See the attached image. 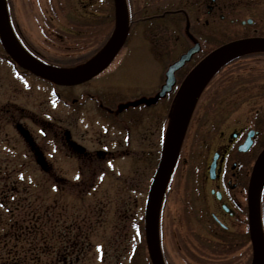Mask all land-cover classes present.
Instances as JSON below:
<instances>
[{"label":"rangeland","instance_id":"374dc122","mask_svg":"<svg viewBox=\"0 0 264 264\" xmlns=\"http://www.w3.org/2000/svg\"><path fill=\"white\" fill-rule=\"evenodd\" d=\"M8 4L26 42L46 59L60 61L70 55L66 49L75 46L74 40H79L76 36H88L91 44L83 52L73 53V57L90 54L105 40V29L98 34L94 23L108 21L112 0H8ZM46 23L75 38H67L63 49L53 47L50 36H56L46 28ZM94 34L97 41L100 39L98 43ZM12 38L20 46L14 34ZM185 40L187 36L182 35L177 47L159 51L127 48L101 76L73 89L53 87L25 75L15 78L7 62L0 65V108L16 115L15 122L13 113L6 112L4 120L0 119V199H8L4 187L8 192L13 181L22 182L15 185L16 199L9 200L12 215L3 213L1 218L9 222L12 217L17 228L28 227L30 222L33 227L35 220H28L29 213L39 203L57 202L59 207L52 217L56 215L61 223L57 230L53 220L46 224L50 239L55 241L63 231L70 235L68 239L77 238L76 242L79 237L88 238L87 245L68 252L73 264H150L144 241V216L163 138L160 130L157 134L153 115L157 108L148 111L147 119L143 114L128 117L123 108L124 105L130 108L139 98L146 100L156 95L168 66L186 50ZM247 62L251 64L250 71L249 67L237 70L226 86H212L189 129L184 144L186 162L178 167L176 179L172 178L171 190L161 202L158 215L165 264H199L196 260L218 259L199 252L216 248L217 243L213 238L199 243L198 238L208 237L205 235L209 231L199 225L198 214L186 211L187 206L181 200L193 185V176L203 169L209 140H218L219 145L221 132L229 135L235 129L251 127L257 117L264 123V80L256 85L248 82L264 75V56L255 64L249 59ZM240 80L245 82L236 86ZM95 97H100L105 107L109 99L114 101L112 105L122 100L112 109L114 119H108V108L96 109ZM72 99L80 100L79 104L72 105ZM167 113L166 110L165 132ZM172 188L182 190L174 192ZM262 196L264 199V192ZM180 218L186 220V225L179 223ZM262 225L264 230V214ZM184 230L192 232L184 237ZM236 230L239 235L246 234L248 227ZM5 231L12 233L10 228L5 227ZM34 231L31 230L32 234ZM180 231L183 238L173 236ZM25 234L16 248L21 254L28 252L35 238L29 232ZM0 239V264H3L6 238ZM8 245L12 249L16 242L9 241ZM80 249L82 253H78ZM241 254L233 253L224 257V261ZM56 255L50 253L43 261L55 263Z\"/></svg>","mask_w":264,"mask_h":264},{"label":"flooded vegetation","instance_id":"af4514ba","mask_svg":"<svg viewBox=\"0 0 264 264\" xmlns=\"http://www.w3.org/2000/svg\"><path fill=\"white\" fill-rule=\"evenodd\" d=\"M126 2L129 14V31L126 43L117 58L127 48L145 49L151 52L177 47L181 36L185 35L187 36V40H185L187 47L180 56L199 45L200 52L192 58L191 62H201L206 55L202 59L200 58L207 49L242 39H264V0H126ZM107 19L115 25L114 10L113 14L109 13ZM13 23L17 30L16 35L24 43L26 49L42 56L26 42L15 19ZM157 60L160 61L161 59ZM249 60L254 61L255 64L259 62V57ZM240 61L247 62L248 59H241ZM4 62L8 63L15 78L21 75L36 78L23 71L7 57L0 43V65H3ZM247 70L250 71V67ZM164 76L165 80L161 89L166 82V73ZM258 77V79H251L248 82L251 85H256L259 80H264V75L261 74ZM241 82L245 81H238L236 86L240 85ZM50 85L58 87L53 84ZM77 87L79 86L64 88L73 89ZM161 89L149 99H137L130 108L124 105L123 110L127 112L126 116L128 117L129 115L143 114L144 119H147V116H149L148 111L157 108L153 115L156 116L157 120V134L160 130V138H163L164 115L169 105L167 99L169 94L165 98L156 100ZM173 91L174 89L171 93ZM95 99L96 109L108 108L106 112L108 119H114L113 117H115L113 116L115 112L112 111L114 105L120 102L123 103L120 100L112 105L114 101L109 99L107 101L108 106L105 107V103L102 99V101L100 100V97H95ZM67 101H69V98H67ZM71 102L72 105H75L79 104L80 100L72 99ZM202 107L200 105L198 111ZM6 112L13 113V122H15V112H11V110L4 112L2 107L0 108L1 121L4 120L3 115ZM262 127H264V123L257 117L253 126L235 129L229 135L227 132H221L219 145L216 144L218 140L217 142L209 140L208 146L205 147L203 169L199 174L193 176V185L188 187L187 192L183 193L184 196L181 200L187 206L186 211L189 214L191 212L198 214L199 225L204 227L207 232L209 231L208 235L205 236L210 238L201 236V238H198V240H201L199 243L208 239L210 241L215 239L216 243L241 242L248 234V231H246V234L243 232L239 235L235 231H237L236 229H242L244 226L248 227V188L254 165L264 150V129ZM25 137L31 139L28 135ZM184 148L183 145L174 177L177 175L181 163L186 162ZM161 151L162 146L159 159ZM99 155L101 154L99 153ZM40 159L39 157L38 160L40 161ZM181 188H172V191L177 192V190H182ZM170 190L166 191L163 201ZM262 197L261 194L259 201L261 219L264 214V199ZM189 220L191 219L189 218ZM179 223L184 226L186 220L180 218ZM190 232L192 231L184 230V237H187ZM180 233L181 231L176 232L173 236L178 238L181 236ZM65 262L66 264H73V259L68 256Z\"/></svg>","mask_w":264,"mask_h":264},{"label":"water","instance_id":"95a60500","mask_svg":"<svg viewBox=\"0 0 264 264\" xmlns=\"http://www.w3.org/2000/svg\"><path fill=\"white\" fill-rule=\"evenodd\" d=\"M113 1L115 9V28L113 34L103 51L97 56L99 57L101 55L99 60L93 66L80 72L71 74L56 72L53 70L54 68L45 66L29 58V56L20 51L12 38L5 0H0V42L6 54L14 63L24 71L42 80L59 86H76L89 82L99 76L112 64L128 37L129 20L126 0ZM262 50H264V40L262 39L237 40L225 44L208 54L195 68L184 88L191 80H193L192 86L183 103L179 106L184 88L182 89L170 119L161 159L149 190L145 209V241L151 264H165L158 237L160 203L182 148L196 106L204 90L214 76L232 59L248 52ZM199 52L200 48L199 45H197L183 54L179 60L168 68L166 72V82L158 98H163L167 93L172 91L176 84V72L189 63L193 56ZM77 69L78 68L74 69V71ZM263 184L264 150L255 163L248 188V226L252 246L251 264H264V235L259 212V197Z\"/></svg>","mask_w":264,"mask_h":264},{"label":"trees","instance_id":"16d2710c","mask_svg":"<svg viewBox=\"0 0 264 264\" xmlns=\"http://www.w3.org/2000/svg\"><path fill=\"white\" fill-rule=\"evenodd\" d=\"M7 3V11L11 20V24L14 27V31L17 34V30L15 28V25L13 23L14 21V16H13V11L10 9V6L8 4V0H6ZM113 14V4L111 5V11L110 14ZM96 27V32H98V34H100L101 29H105L103 31V34H106V38L103 42L99 43L98 48L95 49V51L91 52L90 54H87L85 56H78V57H73V53H79V51L83 52L86 48L89 47L90 43V38L88 36H86V38H84L85 36H81V38H79L80 36H76L79 40H74L75 42V46L77 47H69L66 49V51L68 53L66 54H70L68 57H65L63 60L60 61H52L50 59H46L45 56H41L39 54H37L36 52H31L34 56H36L40 61L44 62L45 64L52 66V67H57V68H61V69H73L76 67H79L83 64H85L86 62H88L91 58H93L96 54H98L101 49L105 46V44L107 43V41L109 40L112 31H113V27H114V23L111 21H102V23H94ZM46 28L50 31H52L53 34H55L56 37H51L47 32L46 37L48 38L50 36L51 41L53 42V47H55V45H57V47L63 49L62 47L67 46V44H65V41L68 40L67 38H75L74 36H72L69 33H65L59 30H56L53 28V26H51L50 24L47 25L46 23ZM100 26V27H99ZM102 29V30H103ZM17 36V35H16ZM18 37V36H17ZM99 37V35L97 36ZM94 38L96 40L95 34H94ZM99 38L98 41L96 40L95 43L99 42ZM22 42V41H21ZM24 45V43H22ZM216 48V47H215ZM207 49L204 53L203 56H201L200 59H202L205 55L209 54L213 49ZM60 52V51H59ZM260 53L258 52H252V53H248L246 55H243L233 61H231L230 63H228V65H226L225 67H223L218 73L217 75L214 77V79L210 82V84L208 85L207 89L205 90L204 94L202 95L199 104L196 108L194 117L192 119V121H194L195 116L198 112V109L200 108L201 102L205 99H207L209 97V95H207L210 91V89L212 88V86L214 85H218V86H222V85H227L228 83L233 81V76H234V72L239 70H244L246 69V67L251 66V64L249 62H242L240 61L241 59H255L259 56ZM59 58V57H58ZM58 60V59H57ZM200 62H190L189 64H187L182 70H180L177 73V83L176 86L174 88L173 93H171V95L169 94L167 99H168V121H167V125L169 123L171 114L175 108L179 93L183 87V85L185 84L186 80L188 79V77L193 73L194 69L198 66ZM217 86V87H218ZM207 95V96H206ZM193 123V122H192ZM192 125V124H191ZM165 131V129H164ZM22 182L20 181H13L10 190L4 191V190H8L5 187L3 188V192L6 195V198L8 199H4L1 200L0 199V238L1 237H5L6 240L4 241L5 244H3V249H2V253H4L5 255H3L2 260H3V264H52V263H48V261L44 262L43 258L47 257L48 255H50V253H57L58 255H56L55 258V263L53 264H66L65 259L69 256L68 252L70 254V250H72L71 253H73V249L75 248H80L81 246H83L84 244L87 245V241L88 238L87 237H83V238H78L77 242L76 239H68V236H70L67 232L65 233L64 231L62 233H59V237H57L55 239V241L51 240L50 237L48 236V232L45 231V226L46 224L52 222V220L55 222V228L54 230H57L59 228V224L61 223V219H59L58 217H56V215L54 216V218L52 217V213H55L54 211L56 210V208L59 207V205L57 204V202H55V204L53 203V205H44V203H39L35 208L33 213H29V219L28 220H35V224L32 227V222H30L29 226L25 228H17L16 227V223H14V219L11 217L9 222L4 221L1 218V214H8V215H12L13 213V208L11 209L9 206V200H11V198L16 199L17 197V193H14L16 191L15 189V185L18 186ZM31 185V184H30ZM10 186V185H9ZM14 187V188H13ZM7 193H10V196H7ZM44 202V200L42 201ZM12 205V204H11ZM14 206V204L12 205V207ZM52 206V207H51ZM15 207V206H14ZM5 222V223H4ZM53 224V223H51ZM5 227L6 228H10L12 229V233H9L8 231H5ZM35 230L32 234L31 230ZM21 232V235H18V233ZM29 232V235H34V240L31 241L30 246L31 248L28 250V252H22L19 253V251L16 249L20 240L22 238H25L24 236H27L25 233ZM11 234V235H9ZM10 236V237H9ZM9 237V238H8ZM15 241L16 245L13 246L12 249H10L8 246L9 241ZM53 241L54 244L51 242ZM71 241V243H70ZM79 241V242H78ZM1 242V239H0ZM73 243L75 246H73ZM250 244V240H249V236L248 234L245 235L243 241L238 242V241H228L226 243H217V247L216 248H211L210 250L206 251V250H202L199 251L200 253H210L212 256L217 257L218 259L215 260H208L207 258H203L202 260H200V262L198 260H196V258H194L199 264H251V260H252V248L251 246H249ZM5 246V247H4ZM245 247L247 249H245ZM86 250V248H85ZM242 253L239 257H234L231 258L230 261H224L225 258L227 256L232 255L233 253ZM18 253V254H16ZM61 253V254H59ZM78 253H82V249L79 250ZM191 255V254H190ZM207 255V254H206ZM221 257V258H219Z\"/></svg>","mask_w":264,"mask_h":264},{"label":"bare ground","instance_id":"6f19581e","mask_svg":"<svg viewBox=\"0 0 264 264\" xmlns=\"http://www.w3.org/2000/svg\"><path fill=\"white\" fill-rule=\"evenodd\" d=\"M253 39H255V38H253ZM256 39H262V40H264L263 38H256ZM242 40H247V39H242ZM232 42H234V41H232ZM228 43H231V42H228ZM228 43H226V44H228ZM16 45H17V44H16ZM223 45H225V44H223ZM223 45H221V46H223ZM17 46H18V45H17ZM221 46H219V47H221ZM219 47H216L215 49H218ZM18 49H19L20 51H22L25 55L29 56V55H28L26 52H24L19 46H18ZM215 49H213L212 51H214ZM212 51H211V52H212ZM263 51H264V50H263ZM248 53H250V52H248ZM248 53L242 54V55H240V56H238V57L232 59L231 61H233V60H235V59H237V58H239V57H241V56H243V55H246V54H248ZM261 54H262V55H261ZM260 55H261V56H264V52L262 53V51H260ZM100 57H101V55H100L99 57H97L96 59H94L93 61L89 62L86 66L82 67L81 69L75 70V71H62V70H58V69H53V70L56 71V72L62 73V74L77 73V72H80V71H82V70H85V69H87V68L93 66V65L99 60ZM29 58L33 59V58L30 57V56H29ZM204 58H205V57H204ZM204 58H203L202 60H204ZM231 61H230V62H231ZM230 62H228V63H230ZM228 63H227L226 65H228ZM189 77H190V76H189ZM189 77H188V79L186 80L185 84L188 82ZM192 82H193V80H191V81L187 84V86L184 88V90H183V92H182V95H181V98H180L179 106L183 103L185 97L187 96V93L189 92V90H190V88H191V86H192ZM185 84H184V85H185ZM184 85H183V87H184ZM183 87H182V89H183ZM182 89H181V90H182ZM178 110H179V107H178Z\"/></svg>","mask_w":264,"mask_h":264}]
</instances>
